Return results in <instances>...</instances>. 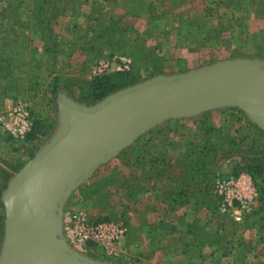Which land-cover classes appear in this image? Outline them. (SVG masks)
I'll return each mask as SVG.
<instances>
[{"label": "water", "instance_id": "1", "mask_svg": "<svg viewBox=\"0 0 264 264\" xmlns=\"http://www.w3.org/2000/svg\"><path fill=\"white\" fill-rule=\"evenodd\" d=\"M57 104V130L2 194L0 264H136L72 249L63 235L68 199L101 167L168 121L238 109L264 132V60L237 58L158 75L90 105L61 92Z\"/></svg>", "mask_w": 264, "mask_h": 264}, {"label": "rangeland", "instance_id": "2", "mask_svg": "<svg viewBox=\"0 0 264 264\" xmlns=\"http://www.w3.org/2000/svg\"><path fill=\"white\" fill-rule=\"evenodd\" d=\"M94 1L98 2V4L94 11H92V19H90L91 15L87 16L83 14L84 12H82V8L78 10V14H73L71 16L73 17L72 20L70 17L66 16L58 18V21L55 25V32L57 33L59 40L62 41V45L65 49H63V52L57 56V64H54V66L56 65L54 71L55 73H53L51 76L49 74V66L51 65L50 60L44 53L43 42L39 39V27L37 28L34 25H29L27 26V28H24L22 23L21 25H19L20 23H18L20 18H23L25 22L27 19V21L29 20L28 22L31 23V20L29 19L30 12L28 10V7H30V4H32L34 0H0V14L4 12V10L10 4L15 6L23 5V7L20 6V8L17 9L6 10L10 12L9 18L5 19L4 13H2V16L0 18V26H2V29L0 28V31H4L0 32V41L6 40V42H8L9 40L12 44V47L10 48L11 50H3L2 55V57L4 59H7L11 64L5 63L4 61L0 62V68L3 67L4 70H7L9 72L12 71L10 78L4 80L0 78V112L12 108L14 105L7 108V105L11 102H14L15 105L24 103L27 105V108L32 114L33 119V129L31 133L24 139L17 140L9 137L8 135L3 136L0 134V191L3 190L2 194L7 189L11 179L37 155L41 148L47 143L51 135L57 130L56 128L59 119L57 100L61 92L67 93L74 100L80 102L79 99L83 96L86 97V95L88 94L89 82L96 77L95 69L97 64L104 59L107 60L112 56L120 55H108L109 53L105 50L103 53H101L105 54L104 57L96 58V53H92L86 50L87 46L91 45L92 43H94V45H96L97 47H102L100 41L94 35L96 34L95 31L100 28L101 22L104 23L105 17L98 10V8H101L100 4L102 0ZM219 1L220 0H190L188 4L180 10V13L186 16H191L193 13V15L198 16V19H201L199 17H202L204 11L209 7V9H211V12H209L208 15V18L211 22L208 25L209 27L216 28L217 25L220 24L229 26L233 22L237 23V21L240 23V20L244 17L247 23V28L236 25L234 29L232 28L231 34L228 33L223 36L222 38L226 41L230 38L229 45H226V42L223 41V39L220 40L219 33H213V38L207 41L208 47L204 49L197 48L193 52H191L188 48V46L192 44V40L187 36L186 40L178 41L177 39V47L175 48H157V52L159 53V55L166 59L164 63L165 73L158 75H174L186 73L192 70L212 65L219 61L237 58H259L264 60V6L258 5L259 7H257L254 4L256 0H247L243 7L246 8L247 6H249V10H251V16L248 17V15H245L242 8L236 9L234 10L235 12H232L224 5H219ZM122 5L123 3L121 2V6L115 7H117L116 9L119 8L124 10V8H122ZM24 7L26 8V10H24ZM84 8L85 12H91V10H89L90 7H87V5H85L83 9ZM19 16L21 17L19 18ZM109 17L111 16L109 15ZM115 17L117 19L120 18H118V16ZM122 17L132 18V16H128L127 10H125V14ZM140 18H144L147 21V15L144 14L139 18H134V22H127V26L138 23L137 26L141 28L142 23H139L138 21ZM168 20H170V22ZM168 20L164 17L163 22L160 20L156 21L157 23L154 24V27H156L157 29H154L149 33L151 36H149L148 39L157 37L158 40L165 41L163 39V34L160 33L161 30L159 28L166 24V28L169 30H166L165 32L170 33L172 31L170 36L175 35L177 22L175 20H172L171 17H168ZM166 28L163 27L161 29L164 31V29ZM12 30H15V33ZM131 34L135 33L126 32V36H128L129 39H134L135 37L131 36ZM144 34H148V32H144ZM144 36L146 35H143L141 37L143 39H147ZM148 44L149 43L146 41V46L149 48H155L158 45H155L152 42H150V46ZM257 45H261L262 52H260ZM127 46L129 47L130 44H128ZM74 48L77 49L76 52L71 57H69V54L73 52ZM128 57L131 58L129 55ZM133 65L134 63L132 64L131 71L126 73L127 77L128 75H130V73L131 75H134L135 66ZM114 73L124 72L112 71L110 74ZM158 75H152L151 71L140 68L137 71L136 78H138V80L134 84H131L129 86L144 82ZM51 77H56L59 79V87L57 90H53L54 88H52L53 85ZM14 82H16V87L18 85L21 87L18 94H15L8 90L9 87H12L10 83ZM129 86H126L124 88H127ZM237 115H239L240 117V120L238 122L243 126L240 128H232V132L237 134V131H240L239 136H247V139L244 141V145L249 142L251 143L253 138L254 140H256L257 147L253 151H250L249 144L246 146L245 150L241 152L247 158H254L253 161L256 162L257 159H261L262 157H264V134L259 130L252 128L248 124L246 119L242 118L241 114ZM212 118L217 124H221L224 121H226L227 124H229V122L231 124H234L236 120V118L232 114L222 110L213 112ZM185 121L188 120L186 119ZM52 123L53 126L49 128L48 126ZM188 123L189 122H184V124L186 125H188ZM160 127H162V125L159 126V128ZM149 133H146L143 136H146ZM175 134L177 136L179 133L175 131ZM154 135L162 136V133H155ZM172 135H174V133H172ZM119 157L120 156H117L112 161H110L109 166L106 164L101 167L95 174H93V176H91L82 185H80L79 188L75 190L68 199L64 212L74 209H85L87 211L91 210L97 213L96 218H111L115 221H122L124 225L128 223L126 217L131 212V207L128 205L124 208L117 209L114 197V187L110 186V190L108 191L109 193L107 195V191L99 187L104 179L111 177L112 171H118L117 165L119 164L116 163L115 165V159H118ZM228 161H232L234 163V167L231 172H234L237 166H242L241 157L236 154L229 159L221 160L220 158L218 163L212 166L213 169L215 168L213 172L217 170L220 171L222 165L227 163ZM253 161H251V163ZM252 164L255 165L257 163ZM114 166H116V169H114ZM214 173L215 180L220 175H223L216 172ZM5 175H12V177L7 181L4 178ZM118 176L119 174L116 173V177ZM125 184L124 186L127 187V190L129 192V186ZM103 195L109 197L106 203H103ZM1 202L4 207L2 196ZM2 212L3 209L0 208V215ZM254 213H252L251 216H253ZM5 219L6 217L4 207V229L2 242L0 245V255L5 235ZM261 221L258 220L257 222ZM261 224H263L264 226V221H262ZM126 225L125 227H127ZM249 228H255L257 233L260 234L255 244L256 247H254L257 252L256 254H252V251H254L252 247L254 245H251V248H247V246H244V244L240 241L234 242L229 240L228 237L224 236L225 239L223 237L222 242L219 241V238L217 241L225 244V240H227V242L230 243V255L226 257L225 247H220V250L218 251L219 254L217 256H214L213 253L211 254V256L205 255L201 264H253L255 262L256 264L262 263L264 261V242L260 241V238H262L260 228H256L254 225H249ZM204 236L209 238L207 234H205ZM197 237L200 238L199 235ZM208 238L207 240H210ZM202 239L206 238L203 237ZM121 251L123 255L122 258H120L119 260L112 259L110 261L118 263H141L139 261H136L134 259V256H131L128 251L122 248ZM233 251L235 252L234 255L232 253ZM141 258L142 263H144L146 260H150L151 257L150 254H148L145 255V257L142 256ZM231 258L233 259L231 260ZM253 258H256L258 260L253 261ZM249 259L253 262L251 263Z\"/></svg>", "mask_w": 264, "mask_h": 264}, {"label": "trees", "instance_id": "3", "mask_svg": "<svg viewBox=\"0 0 264 264\" xmlns=\"http://www.w3.org/2000/svg\"><path fill=\"white\" fill-rule=\"evenodd\" d=\"M126 6V10L128 12V16H132V18H139L144 14L147 15V23L149 26L148 34L144 36L147 39H143L141 36H135L134 39H129L126 36V32H130V28H126L123 24V17L119 19L109 17L106 23L101 22L100 28L95 31V37L100 41L102 47H97L92 43L87 46L86 50L96 53V58L104 57L103 53L105 50L109 53L108 55L120 54V55H129L133 59L134 67V75H126V73H114L109 74L103 77H95L89 82V91L86 97H81L79 101L85 102L88 104L96 103L97 101L102 100L109 94L116 92L126 86L134 84L138 78L137 71L141 68H144L148 71H151L152 75L163 74L164 72V63L165 58L161 57L157 52V48L161 49L160 45H157L155 48H149L146 46V41L148 37L151 36L149 33L154 29V24L156 21L160 20L163 22L164 17L168 20V17L177 22V27L175 29V35L178 41L186 40L187 37L192 40V44L188 46L189 50L193 52L195 49H204L207 46V41L213 38V33H219L220 40H222L223 36L230 33L232 28L234 29L236 25L243 26V28H247V23L245 18L243 17L240 20V23L237 21L228 25H217V27H209L210 20L208 18L209 12L211 9L204 11L201 19H198V16L192 15L186 16L182 15L179 11L183 9L190 0H121ZM247 0H220L219 5H224L230 11L235 12L236 9H243L245 15L250 17L251 10H249V6L246 8L243 7ZM117 1L110 0L112 5H115ZM255 6L258 5L264 6V0H256L254 2ZM83 1L82 0H34L30 7H28L30 12L29 19L31 23H29L26 19V22L23 18L19 16V25H23L24 28H27L29 25H34L40 29V37L39 39L44 44V53L48 56L50 60L49 66V74L52 76L55 73V66L57 64L56 58L62 53L64 46L62 45V41L59 40L57 33L55 32V25L58 21V18L62 16H66L68 12H72L73 14H78V10L82 8ZM23 7V5H8V7L4 10V18L7 19L10 17V12L6 10L17 9ZM24 10L26 8L24 7ZM179 12V13H178ZM0 14V18L2 16ZM168 16V17H167ZM27 18V11H26ZM159 21V22H160ZM170 22V20H168ZM25 22V23H24ZM239 23V24H238ZM208 26V27H207ZM163 27H167V24L160 27V33L163 34V39L168 40L170 33H166L161 29ZM15 28V26H14ZM218 30V32H217ZM15 33V30H12ZM4 32V31H0ZM17 34V32H16ZM187 36V37H186ZM198 39V40H195ZM230 39V38H229ZM229 39L226 41V45L230 44ZM92 40V39H91ZM6 40H4V43ZM131 42V43H130ZM3 41H0V45ZM130 44L128 47L127 45ZM11 42L8 41L5 43V46H11ZM177 46V44H176ZM260 52H262L261 45H257ZM75 47V46H74ZM76 48H74L73 52L69 54L71 57L75 52ZM67 52V51H65ZM4 61L5 63H10L7 59H4L0 54V62ZM11 64V63H10ZM12 71L9 72L4 70L3 67L0 68V78L8 79L11 77ZM52 78V88L53 90H57L59 87V79L56 77ZM83 95V94H82ZM81 96V95H80ZM226 112L232 114L237 123L240 120L239 115L241 114L242 118L246 119L244 114L238 110H225ZM248 122V120L246 119ZM248 124L259 130L264 134L257 126L248 122ZM176 126L175 131L179 134L177 135L181 140L179 143H170V146L174 149V155L172 157H168L165 155L162 149L156 147L152 141L147 143L146 140H143L142 143L138 146L134 147L136 152H140L142 156L139 163L134 164L138 169H140L143 174H141L140 178L149 177L155 181V183H162L163 179L166 178L173 188V190L179 189L180 191L176 193V195L184 196L185 200L181 202L184 205H192V209L195 213H198L202 209H208L218 214V203L219 197L214 194V183H215V173L213 172L212 166H214L218 161L222 159L232 158L234 155L238 154L241 157V165L237 166L236 170L233 174H238L240 172H248L255 179L260 197L258 200L259 203V212L258 215L260 219L264 221V157H259L261 159H257L256 162L253 161L254 158H247L243 153L246 146L250 144V151L254 150L256 145V140L252 139L251 143H247L244 145V141L247 139V136H239V132L237 134L232 132L233 129L229 127H218L212 118V113H208L198 119L194 120L193 126L184 124L183 121H176L174 124ZM163 129L158 128L155 131L147 134L144 137H153L155 133H162L164 135ZM173 131V130H171ZM180 131V132H179ZM168 136V133H165ZM168 146V145H165ZM249 147V146H248ZM139 148V149H138ZM142 153H148L147 155H143ZM158 154V155H156ZM257 163L253 165L251 163ZM110 163V162H109ZM107 164L108 166L110 164ZM116 165V162H115ZM116 169V166H114ZM149 167L151 171L145 173L144 168ZM129 168H133L131 165ZM18 171V170H17ZM134 172V171H133ZM116 173L119 174L116 170L112 171L111 177L104 179L102 183L99 185L103 190H107L111 187H114L116 182ZM12 175H5V180H10ZM131 177V175H130ZM130 177H124L123 179L128 186L132 187L134 190H142L144 189L143 185H140L139 182L136 184H132L130 181ZM124 185V184H123ZM3 191V190H2ZM2 191H0V208L3 209V212L0 215V245L3 237V229H4V207L1 202ZM92 192V191H90ZM89 192V193H90ZM201 199V200H200ZM172 210H176L178 208L172 207ZM256 211V210H255ZM254 211V212H255ZM253 212V213H254ZM257 213V212H256ZM252 215V214H250ZM256 215V214H255ZM254 215V216H255ZM249 216V215H248ZM251 219H253V217ZM247 219V217H246ZM243 224L246 223V220ZM250 219V220H251ZM109 221L111 218L99 219V221ZM261 221V222H262ZM197 219L193 222L191 230H188L190 234H193L194 238L197 239V244L202 243L205 244L210 241L213 242L212 248H216L217 250L213 251V255L217 256L219 254L220 247H225V256H229L231 253V245L225 240L222 242L223 234L216 233L210 234L205 232L203 228L198 226ZM250 225V224H249ZM189 226V227H190ZM262 228L264 226L262 224ZM207 234L209 236H204ZM200 236L198 238L197 236ZM205 237L206 239H202ZM210 239V240H207ZM219 238V241L218 240ZM225 239V237H224ZM263 240V237L260 238ZM188 245H190V241H186ZM264 264V261L262 263Z\"/></svg>", "mask_w": 264, "mask_h": 264}, {"label": "crops", "instance_id": "4", "mask_svg": "<svg viewBox=\"0 0 264 264\" xmlns=\"http://www.w3.org/2000/svg\"><path fill=\"white\" fill-rule=\"evenodd\" d=\"M111 1L112 3L114 1L117 2L115 5H112L110 3V0H102L100 4L101 8H98L100 13L103 14L105 17L104 23L108 21L109 15L113 18H116L115 16H118V18L124 16L125 10L127 9L123 1L121 0H111ZM121 2L123 3L122 8H124V10L119 8L116 9L118 6H121ZM97 4L98 2L94 0H83V5H82V12H84L83 14L87 16L91 15L90 19H92L93 18L92 11H94ZM85 5H87V7H90L89 10H91V12L89 11L85 12V8L83 9ZM72 15H73L72 12H68L66 17H70L72 20L73 18L71 17ZM134 21H135L134 18H128V17L123 18V24L126 26V28L127 27L130 28L131 30L130 32L135 33L136 37L138 35L141 36L142 34H144V32L149 31V26L147 25V21L144 18H140L138 20L139 23L140 22L142 23L141 28L137 26L138 23L127 26L128 24L127 22H134ZM0 28L2 29V26H0ZM135 34H131V36L135 37ZM147 42L149 44L150 42L154 43L155 45L158 44L161 46V49L162 48L172 49L177 47L176 46L177 37L175 35L169 36L167 41L158 40V38L156 37V38L148 39ZM5 43L3 41V43L0 45L1 55H3V50H11L10 48L12 46L6 47ZM10 84L13 88L9 87L8 90L15 94H18L21 87L19 85L16 87V82ZM80 103L86 104L85 102H81V101ZM12 105H15L14 102L8 104L7 108H9ZM87 105L90 104L87 103ZM220 110L225 111L232 109L226 108ZM234 110H238V109H234ZM215 111H219V110H215ZM215 111H211V113ZM206 114L208 113H205L193 119H187L188 121H185L186 119H184L183 122H189L188 125L193 126L195 119H198ZM246 119L248 120V122L252 123L247 118V116ZM176 121L179 120L168 121L164 123L162 127H160L163 128L164 135L162 136L154 135L153 137L142 136L137 141H135L133 145H131L129 148L123 151L122 154L119 155L120 157L118 159H115L116 163L120 165V167L119 165H117L118 166L117 172H119V176L116 177V182L114 185V193H115L114 197L116 202L115 203L116 208L117 209L124 208L129 205L132 209L131 212L126 217L128 222L126 223L127 225L125 224L127 226L126 227L127 233L124 240L121 243V248L128 251V253L131 254V256H134V259L136 261L141 262L139 264H201L204 259V256L205 255L211 256V254L213 253V251L216 250V248L211 247L213 245V242L210 243L211 240L208 241V243L205 242V244L202 243L197 244L198 242L197 239L194 238L193 234H190L188 232V230H191L192 227L195 226V225L192 226L190 225L193 224V222L197 219L198 226L203 228L205 232L210 233L211 235L221 232L220 234H223V236L228 237L229 240L234 242L240 241L241 243L244 244V246H247V248H251V245H254L252 247V249H254V247H256L255 244L260 234L257 233L255 228H249V224L254 225L256 228L257 227L260 228L261 235L263 237V240L260 239V241L264 242V229L262 228L261 222H257L258 220L261 221L260 216L258 215L259 203L257 205V208L255 209L256 210L255 213L253 214V216L256 214L253 217V219H251L252 216L249 215L247 216L246 219L247 221L245 224L243 223L237 224L233 222L230 218L222 217L221 215H218L217 213L211 210L202 209L198 213H195V211L192 209V205L181 204V202L185 200L184 199L185 197L176 195V193L179 192L180 190L177 189V187L175 190H173V188L170 186L166 178L163 179L162 183H157V184L155 183L154 180H152L149 177V175H147V177H144L143 179L140 178L143 172L140 169H138L136 165L134 166V164L137 160L142 159L141 157H139L142 155L140 152H136L134 150V147L140 145L143 140H146V142L143 141L142 144L152 141V143L156 147H159L160 149L163 150L166 156L172 157L174 155V149L170 146V143H179L181 140V137L179 138L175 134L176 126L174 124L176 123ZM52 126L53 123L48 127L50 128ZM216 126L218 127L230 126L231 128H240L243 125L240 124L239 122L234 124H231L229 122V124H227L226 121H224L221 124L216 123ZM158 128L159 127L153 129L150 132H153ZM165 133H168V136H166ZM172 133H174V135H172ZM0 134L3 136L8 135L2 129H0ZM142 154L145 156L148 153H142ZM136 163H139V161H137ZM130 165L133 168H129ZM233 167H234V163L232 161H228L227 163L222 165L220 171L217 170L214 172L223 175L231 174L233 173L231 172L233 170ZM144 171L145 173H147L148 171H151V168L145 167ZM124 176L128 177V179L130 177V181L132 184H136L139 182L140 185H143L144 189L142 190L140 189L136 191L129 186V192H128L127 187L123 185L126 183L124 181L126 179L123 180ZM109 190L110 188L106 190L107 191L106 195L109 193L108 192ZM106 195L102 196L103 203H106V201H108L109 199V197H106ZM172 207L178 209L172 210L171 209ZM88 212L94 220L100 219V218H96L97 213L95 211L89 210ZM187 240L190 241V245L187 244L186 242ZM232 253L234 255L235 252L233 251ZM256 253H257L256 249H254V251H252V254L254 255ZM148 254H150L151 257L150 260H146L144 263H142L141 257L142 256L145 257V255ZM232 259L233 258H231V260ZM254 260L257 261L258 259L253 258V261ZM253 261H251V263ZM253 264H256V262Z\"/></svg>", "mask_w": 264, "mask_h": 264}, {"label": "built area", "instance_id": "5", "mask_svg": "<svg viewBox=\"0 0 264 264\" xmlns=\"http://www.w3.org/2000/svg\"><path fill=\"white\" fill-rule=\"evenodd\" d=\"M132 59L115 55L100 61L96 77L115 72H130ZM0 128L13 139L26 138L33 129V120L27 105L19 103L0 112ZM214 193L219 197L218 215L242 224L252 214L260 197L257 183L248 172L220 175L214 183ZM127 228L120 221L94 220L85 209L64 212L63 235L72 249L98 259L119 260L123 257L121 243Z\"/></svg>", "mask_w": 264, "mask_h": 264}]
</instances>
